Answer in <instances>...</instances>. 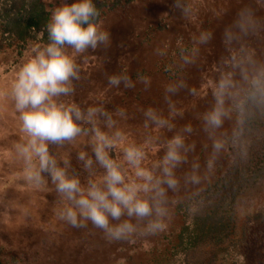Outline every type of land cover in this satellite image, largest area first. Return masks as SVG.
I'll list each match as a JSON object with an SVG mask.
<instances>
[{"label": "rangeland", "instance_id": "obj_1", "mask_svg": "<svg viewBox=\"0 0 264 264\" xmlns=\"http://www.w3.org/2000/svg\"><path fill=\"white\" fill-rule=\"evenodd\" d=\"M73 2L43 0L49 23L55 9ZM92 3L98 15L90 22L108 33L109 40L82 53L64 46L80 78L71 81V93L53 100L74 103L85 114L92 107L108 114H98L95 126L111 138L121 134L107 152L126 182L143 183L125 159L126 149L142 151L140 167L150 170L154 180H163L169 141L180 136L181 161L171 169L176 186L161 183L163 197H155V190L139 193L153 209L150 216L129 217L126 210L119 220L109 216L110 225L128 220L135 226L119 240L79 214L80 227L62 219L74 205L57 191L48 173H42L40 184L28 179L30 170L17 151L29 137L22 131L14 86L22 66L50 43L49 23L23 45L0 35V264H264V222L247 221L249 210L264 200L260 195L239 203L242 229L233 240V235L225 239L224 250L216 251L208 241L185 252L173 248L181 226L213 201L215 196L206 194L208 186L247 159L264 134V126L249 123L251 115L264 112V0ZM201 34L208 35L204 43ZM111 76L128 77L132 87H125L123 79L118 86L110 85ZM225 78L231 82L224 97L226 114L219 127H212L204 117L216 107L217 85ZM170 87L176 91H168ZM149 109L166 123L160 126L149 118ZM108 116L114 121L110 128ZM91 135L49 144V153L82 188L96 183L103 189L106 170L96 162ZM216 143L222 146L216 149ZM81 152L92 160L91 167L78 159ZM33 164L38 168L35 157ZM157 200L163 216L155 211ZM157 220L166 227L148 231L149 222Z\"/></svg>", "mask_w": 264, "mask_h": 264}, {"label": "clouds", "instance_id": "obj_2", "mask_svg": "<svg viewBox=\"0 0 264 264\" xmlns=\"http://www.w3.org/2000/svg\"><path fill=\"white\" fill-rule=\"evenodd\" d=\"M98 15L92 0H75L70 5L66 4L55 9L48 25L50 43L25 63L19 71L14 86L16 109L20 112L22 131L29 137L26 144L19 145L17 151L24 158L29 168L28 179L37 184L43 182L42 173H48L56 189L63 194L74 207H68L62 215L74 227H80L79 216L91 220L92 223L103 229L110 239L119 240L133 233L135 226L125 220L117 225H110L109 216L119 220L125 210L129 217L144 218L150 216L152 207L147 199L139 196L140 192L149 193L155 190V197H163L164 191L161 183L169 187L176 186L171 169L181 161L178 149L183 146L180 136H175L169 141L168 151L163 158L164 179H155L153 173L140 167L144 153L135 147L125 151V159L135 167V175L143 183L126 182L120 166L109 158L107 149L115 145V138L120 133H115V138L95 126V117L99 114L107 116L102 109L89 108L87 114L83 113L76 104L56 103L53 97L68 95L73 91L72 80H78L77 65L73 56L66 54L64 46L74 49V53H82L88 48L95 49L98 44H106L109 40L108 33L99 31L98 25L90 22V18ZM208 39L207 34H201L200 42ZM124 80L125 87H132L128 77H109V84L118 86ZM231 87L227 78L222 79L216 89V107L205 115V120L212 127H219L221 117L226 113L223 110L224 97ZM176 91L174 87L168 89ZM146 115L162 126L166 123L157 118L149 109ZM93 124L91 130L83 128L81 123ZM114 121L108 116L107 126L112 127ZM191 131L190 127L186 129ZM91 132V147L96 162L106 170L104 176L105 188L91 183L87 189L81 187L79 179L69 177L64 168L58 167L56 160L49 153V144L63 145L73 142L78 136H88ZM222 145L216 143L219 149ZM33 157L38 159V168L33 164ZM78 159L85 162V167H91L92 160L87 158L86 152H81ZM157 200L155 209L157 216H163L165 210L159 206ZM166 227L160 220L150 221L147 230H163Z\"/></svg>", "mask_w": 264, "mask_h": 264}, {"label": "trees", "instance_id": "obj_3", "mask_svg": "<svg viewBox=\"0 0 264 264\" xmlns=\"http://www.w3.org/2000/svg\"><path fill=\"white\" fill-rule=\"evenodd\" d=\"M48 23L49 12L43 0H0V35L3 39L12 38L23 45L32 33L46 29ZM249 123L257 128L264 126V112L251 115ZM257 144L247 159L237 162L228 173L208 186L206 194L210 198L215 196L213 201L181 226L173 248L185 252L208 241L216 251H222L224 248H220L225 239L230 235L233 236L229 240L236 237L242 229L238 226V216L243 214L239 203L249 196L252 200L258 195L264 198V134ZM249 211L248 222H264V200L258 208Z\"/></svg>", "mask_w": 264, "mask_h": 264}]
</instances>
